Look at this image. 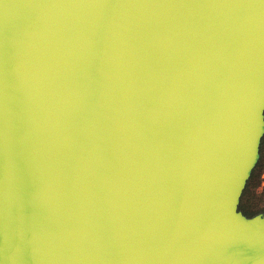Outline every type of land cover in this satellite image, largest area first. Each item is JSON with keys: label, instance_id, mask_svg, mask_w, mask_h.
<instances>
[{"label": "water", "instance_id": "obj_1", "mask_svg": "<svg viewBox=\"0 0 264 264\" xmlns=\"http://www.w3.org/2000/svg\"><path fill=\"white\" fill-rule=\"evenodd\" d=\"M263 135L264 0H0V264H264Z\"/></svg>", "mask_w": 264, "mask_h": 264}, {"label": "rangeland", "instance_id": "obj_2", "mask_svg": "<svg viewBox=\"0 0 264 264\" xmlns=\"http://www.w3.org/2000/svg\"><path fill=\"white\" fill-rule=\"evenodd\" d=\"M260 156L241 196L240 206L248 211L264 212V135L260 144Z\"/></svg>", "mask_w": 264, "mask_h": 264}, {"label": "trees", "instance_id": "obj_3", "mask_svg": "<svg viewBox=\"0 0 264 264\" xmlns=\"http://www.w3.org/2000/svg\"><path fill=\"white\" fill-rule=\"evenodd\" d=\"M247 183H248V181H247ZM246 187H247V184H246ZM246 187H245V189H246ZM239 209H240L245 215H247V216H250L252 213H254V211H253V212H248V211L244 210V209L240 206V204H239Z\"/></svg>", "mask_w": 264, "mask_h": 264}]
</instances>
